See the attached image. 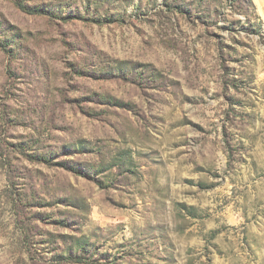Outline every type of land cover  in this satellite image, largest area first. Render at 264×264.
<instances>
[{"label":"rangeland","instance_id":"374dc122","mask_svg":"<svg viewBox=\"0 0 264 264\" xmlns=\"http://www.w3.org/2000/svg\"><path fill=\"white\" fill-rule=\"evenodd\" d=\"M0 264H264V0H0Z\"/></svg>","mask_w":264,"mask_h":264}]
</instances>
